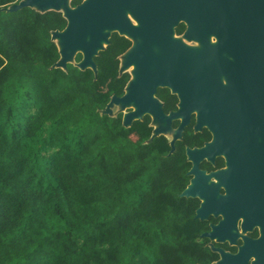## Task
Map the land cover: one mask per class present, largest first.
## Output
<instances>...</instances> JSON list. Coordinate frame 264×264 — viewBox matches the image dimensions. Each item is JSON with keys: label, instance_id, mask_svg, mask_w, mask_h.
<instances>
[{"label": "trees", "instance_id": "16d2710c", "mask_svg": "<svg viewBox=\"0 0 264 264\" xmlns=\"http://www.w3.org/2000/svg\"><path fill=\"white\" fill-rule=\"evenodd\" d=\"M19 1L0 0V264H211L217 253L200 236L208 221L194 217L197 198L180 195L185 147L202 146L209 130L194 131L192 119L170 150L165 135L152 136L150 115L125 126L121 111L102 112L130 79L119 57L132 41L113 31L93 56L96 72L54 67L51 31L65 17L6 10ZM155 96L176 110L169 88Z\"/></svg>", "mask_w": 264, "mask_h": 264}, {"label": "water", "instance_id": "95a60500", "mask_svg": "<svg viewBox=\"0 0 264 264\" xmlns=\"http://www.w3.org/2000/svg\"><path fill=\"white\" fill-rule=\"evenodd\" d=\"M24 6L60 11L66 19L64 29L51 31L59 52L54 67L65 69L73 63L96 72L93 56L108 44L113 31L131 41L140 38L119 57L124 56L121 72L127 70L120 67L135 64V79L130 75L123 95H112L102 112L114 115L109 113L112 105L133 103L135 108L122 115L123 125L150 115L152 136L171 131V150L195 114L194 129L206 127L212 139L203 147L186 148L192 163L187 173L195 177L180 195L204 199L195 217L222 213L224 218L212 225L213 231L202 236L234 241L237 234L232 229L240 216L242 230L260 226L259 238L243 236L244 246L237 255L220 249L218 264H245L252 253L257 259L253 264H264V0H82L75 7L66 0H20L6 10ZM126 9L138 26L127 18ZM180 22L186 25L184 36L200 41L202 48L192 49L171 38ZM209 34L216 37L215 44L207 42ZM56 38L61 39L60 46ZM158 87L177 95L176 110L163 111L155 96ZM175 119L179 124L173 128ZM220 153L226 159L225 169L208 175L199 169L200 160L213 162ZM211 176L218 183H208ZM220 183L225 194L218 195Z\"/></svg>", "mask_w": 264, "mask_h": 264}, {"label": "flooded vegetation", "instance_id": "af4514ba", "mask_svg": "<svg viewBox=\"0 0 264 264\" xmlns=\"http://www.w3.org/2000/svg\"><path fill=\"white\" fill-rule=\"evenodd\" d=\"M186 26V25H185ZM185 29H186V27H185ZM185 31V30H184ZM183 34V33H182ZM222 75L224 76V74H221L220 75V81H221V77H222ZM222 82V81H221ZM226 84V83H225ZM224 84V85H225ZM177 96V95H176ZM178 106V97H177V103H176V107ZM177 109V108H176ZM173 111V110H172ZM192 119H194V124H195V114H191V116H190V121L192 120ZM177 122V124H176V126H174V122ZM190 121H189V123H190ZM188 123V124H189ZM178 124H179V120L178 119H175V120H173L172 121V123H171V126L173 127V128H175V127H177L178 126ZM187 124V125H188ZM186 125V126H187ZM202 128H204V127H202ZM201 128V129H202ZM200 129V130H201ZM193 130L194 131H200V130H195L194 129V125H193ZM210 132V131H209ZM210 139L209 140H207V141H205L204 143H203V145L202 146H199V147H197V146H195L196 148H200V147H203L204 145H205V143H207V142H209L211 139H212V134H211V132H210ZM166 136V135H165ZM171 138H172V135H171ZM168 139V138H167ZM170 140L171 139H168V141L170 142ZM169 146H170V143H169ZM195 147H185V154H186V148H195ZM170 150H171V146H170ZM186 158H187V160H188V157H187V155H186ZM218 159H221L222 160V162H223V164H222V166H219V167H216V161L218 160ZM189 162H190V164L192 165V163H191V161L190 160H188ZM204 163H209L211 166H212V168H210V169H208V168H206V167H203L202 165L204 164ZM191 165H190V168H191ZM198 167H199V169L200 170H203L204 172H205V174L206 175H208L209 173H211V172H214V171H219V170H222V169H225L226 167H227V165H226V159H225V156H224V154H222V153H220L219 155H216V157L214 158V161L213 162H210V161H208L206 158H204L203 160H200L199 162H198ZM189 168V169H190ZM188 169V170H189ZM188 174V173H187ZM189 176H190V178H189V182H190V180L193 178V177H195L193 174H188ZM211 177H213V176H211ZM213 178H215V177H213ZM217 179V178H216ZM216 181V183H218V181L217 180H215ZM209 183V182H208ZM189 184V183H188ZM187 184V185H188ZM186 188V187H185ZM221 194H225V188H224V186L220 183V185H219V189H218V195H221ZM189 197H191V196H189ZM193 197H195V198H197L198 199V201H199V203H198V207L195 209V215H196V210L198 209V208H201V203H203V201H204V199L203 198H201V197H199L198 195H196V196H193ZM195 217V216H194ZM195 218H198V217H195ZM224 217H223V215H222V213H218L217 215H214L213 213H209L205 218H198V219H200V220H205V221H208V230H206V231H204V232H210V231H213V229H212V225H218L219 224V221H221L222 219H223ZM212 219H214V220H212ZM242 220H243V217L242 216H240V217H238V219H237V221H236V228L235 229H237V230H240V231H242V229H241V223H242ZM234 230V229H233ZM204 232H202V233H204ZM244 234H243V236H246V237H249V238H251V239H257V238H259L260 237V235H261V233H260V226L259 225H257V224H254V225H252V227H251V229H246V230H244ZM202 233H201V235L200 236H202ZM243 236L242 235H236V238H235V240L234 241H230L228 238H225L224 240H217V238L215 237L214 239H210V238H208V237H206V236H202V237H206V238H208L209 240H210V242L208 243V245H209V247L212 249V251H214L215 253H217V258L215 259V260H213L212 261V263L211 264H218L219 263V261L222 259L221 258V254H220V249H222L224 252H226V253H229V254H232V255H237L238 253H239V250H240V248H241V246H244V241H243ZM217 243V244H216ZM227 247H226V246ZM263 255H264V253H263ZM257 261V259H256V256H255V254H250L249 256H248V258H247V260H246V262H245V264H253V262H256Z\"/></svg>", "mask_w": 264, "mask_h": 264}, {"label": "rangeland", "instance_id": "374dc122", "mask_svg": "<svg viewBox=\"0 0 264 264\" xmlns=\"http://www.w3.org/2000/svg\"><path fill=\"white\" fill-rule=\"evenodd\" d=\"M71 0H66V3H69ZM133 23V22H132ZM134 25H135V23H133ZM173 29H175V27L173 28ZM171 38L172 39H174V40H177V41H180V42H182L185 46H187V47H189V48H192V49H200V48H202L203 47V44L200 42V41H192V40H189V39H186L185 37H184V34H182V35H177L176 33H175V30L173 31V33H172V35H171ZM209 39H207V42L209 43V44H214V42H216L217 40L215 39V38H210V37H208ZM133 43L135 44V43H138V41L136 40V41H133ZM74 53H77V51L76 52H73V54ZM122 59L121 60H123L124 59V56H122L121 57ZM121 60H120V64H121ZM133 65H130V66H128L127 68H124V67H120L122 70H127V71H129L130 73L132 72V67ZM110 79H106L102 84H101V86H100V91H106V90H108L109 89V87H110ZM129 109H131V107H129V106H127V105H112V107H111V109L109 110V113H111V114H115L116 112H118V111H121L123 114H124V112L125 111H127V110H129ZM156 125L158 124V123H155ZM153 127H154V124H153ZM165 135H166V137L168 138V139H171V135H172V133H171V131H167V132H165ZM162 147H165V148H168V149H170V146H169V141L167 142V143H164V144H162ZM236 231H237V233H238V235L240 236V235H243L242 233H241V231L240 230H237V229H235Z\"/></svg>", "mask_w": 264, "mask_h": 264}, {"label": "bare ground", "instance_id": "6f19581e", "mask_svg": "<svg viewBox=\"0 0 264 264\" xmlns=\"http://www.w3.org/2000/svg\"><path fill=\"white\" fill-rule=\"evenodd\" d=\"M125 14H126V16H127V18L130 20V22L132 23H135V26H138L139 25V23H138V21H137V19L132 15V13L128 10V9H126L125 10ZM132 23V24H133ZM134 25V24H133ZM105 32H107V31H109V29L108 30H104ZM185 37V36H184ZM208 37H210V38H215L216 39V37H214V35H212V34H209L208 35ZM186 38V37H185ZM186 39H189V40H192V41H197L196 39H192V38H186ZM209 39V38H208ZM57 42H58V44H59V46H60V43H61V39L60 38H56L55 39ZM138 41V43L140 42V38L139 37H135V38H133L132 39V41ZM217 40V39H216ZM198 42V41H197ZM100 43H101V45L102 46H104L105 45V40H101L100 41ZM216 42H214V44H215ZM135 44L133 43V45H132V47L134 46ZM152 48H153V51H155V52H157V48H156V46L154 45V46H152ZM79 50H81V49H79ZM229 59H231L232 60V57H228ZM130 65H133L131 68H132V72L130 73V75H131V80H134L135 79V69H136V67H135V64L133 63V62H131V63H129L127 66H126V68L128 67V66H130ZM221 81H222V83L223 84H225L226 83V79H225V77L222 75V77H221ZM130 106L132 107V108H135V106H134V104L133 103H130ZM215 180H217L216 178H213V177H210L209 178V180H208V182H211V181H214V182H216ZM218 181V180H217ZM232 232H234V233H236L237 235H238V233H237V231L235 230V228H234V230L232 229ZM241 233L242 234H244L245 232H244V230H242L241 231ZM243 236V235H242Z\"/></svg>", "mask_w": 264, "mask_h": 264}]
</instances>
